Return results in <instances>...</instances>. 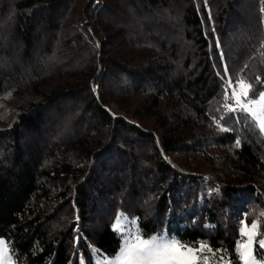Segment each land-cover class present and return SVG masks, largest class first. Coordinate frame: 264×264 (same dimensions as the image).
<instances>
[{
    "label": "trees",
    "instance_id": "16d2710c",
    "mask_svg": "<svg viewBox=\"0 0 264 264\" xmlns=\"http://www.w3.org/2000/svg\"><path fill=\"white\" fill-rule=\"evenodd\" d=\"M80 1L104 37L75 23ZM262 7L0 0V239L12 264L113 259L133 218L143 239L205 245L208 264L234 258L241 220L264 232V135L220 107L225 79L264 83Z\"/></svg>",
    "mask_w": 264,
    "mask_h": 264
},
{
    "label": "snow or ice",
    "instance_id": "6c2138e0",
    "mask_svg": "<svg viewBox=\"0 0 264 264\" xmlns=\"http://www.w3.org/2000/svg\"><path fill=\"white\" fill-rule=\"evenodd\" d=\"M261 11L264 12V7ZM261 46L264 47V43ZM224 74L228 75L227 68L224 69ZM256 83L260 84L259 88L243 79L236 80L235 86L233 81L229 80L228 88H234V90L231 95H228L227 88L225 89L223 107L227 110L229 118L235 119L236 114L239 113L245 120L252 122L253 128L258 127V134H261L264 133V83L261 82L260 77L256 78ZM219 119L223 120L224 117ZM220 130L226 132L229 129L221 127ZM236 143L239 145V140ZM240 223L243 226L237 229L241 237L237 241V254L225 264H241V262L242 264H257L258 261L264 264V232L259 230L260 221L253 220L250 226L243 220ZM129 225L128 236L122 237L125 243L116 257L117 264H208L209 257L199 255L205 245L199 248L181 245L174 239L169 241L166 234L143 239L132 230V226L135 225L134 218L129 220ZM0 245H3L0 251V264H5L7 246L3 244V241H0ZM216 251L208 248V252L212 253L213 257ZM220 259L224 258L220 257Z\"/></svg>",
    "mask_w": 264,
    "mask_h": 264
},
{
    "label": "rangeland",
    "instance_id": "374dc122",
    "mask_svg": "<svg viewBox=\"0 0 264 264\" xmlns=\"http://www.w3.org/2000/svg\"><path fill=\"white\" fill-rule=\"evenodd\" d=\"M96 1L98 3L102 2V0H96ZM78 6H79V18L76 20L75 23L88 32H94L95 31V32H97L98 36L104 37L106 32L102 29V26H101V23L99 22V17L97 16V14L87 10L86 9V2H84V1L83 2L80 1ZM225 80L229 81L228 79H225ZM220 107H221V105H220ZM108 110L111 114H113L115 116H125V113L116 104H113V103L110 104L108 107ZM6 122H7V120L3 123H0V125L5 124ZM203 166L207 167L206 164H203ZM242 226L243 225L241 224V227ZM168 240L171 241L172 239H168ZM0 241H3V240L0 239ZM3 244L5 245L4 241H3ZM2 249H3V245H0V251H2ZM116 257L113 259L102 260L98 264H117ZM5 264H12V261H11V258H10V255L8 254V252H7V260L5 261ZM241 264H242V262H241ZM257 264H260V262L258 261Z\"/></svg>",
    "mask_w": 264,
    "mask_h": 264
},
{
    "label": "built area",
    "instance_id": "2783aa9c",
    "mask_svg": "<svg viewBox=\"0 0 264 264\" xmlns=\"http://www.w3.org/2000/svg\"><path fill=\"white\" fill-rule=\"evenodd\" d=\"M238 80H240V79H238ZM233 83H234V86H235V81H233ZM226 88H227V94L231 95V93L234 90V88H228V81L225 80V81L222 82V85H221V111H222L223 114L229 115L227 113V110L223 107V103H224L223 95L225 93V89ZM229 103H231V102L229 101ZM237 114H239V113H237Z\"/></svg>",
    "mask_w": 264,
    "mask_h": 264
}]
</instances>
